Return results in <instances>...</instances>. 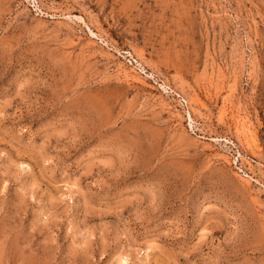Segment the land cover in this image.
Returning <instances> with one entry per match:
<instances>
[{"label": "rangeland", "instance_id": "rangeland-1", "mask_svg": "<svg viewBox=\"0 0 264 264\" xmlns=\"http://www.w3.org/2000/svg\"><path fill=\"white\" fill-rule=\"evenodd\" d=\"M0 264H264V0H0Z\"/></svg>", "mask_w": 264, "mask_h": 264}, {"label": "built area", "instance_id": "built-area-1", "mask_svg": "<svg viewBox=\"0 0 264 264\" xmlns=\"http://www.w3.org/2000/svg\"><path fill=\"white\" fill-rule=\"evenodd\" d=\"M242 157H241V153H239L237 159L240 160Z\"/></svg>", "mask_w": 264, "mask_h": 264}]
</instances>
